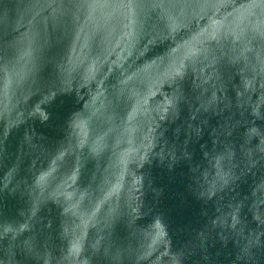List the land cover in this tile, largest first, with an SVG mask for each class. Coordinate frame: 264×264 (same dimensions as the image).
Segmentation results:
<instances>
[{
    "label": "water",
    "instance_id": "obj_1",
    "mask_svg": "<svg viewBox=\"0 0 264 264\" xmlns=\"http://www.w3.org/2000/svg\"><path fill=\"white\" fill-rule=\"evenodd\" d=\"M0 264H264V0H0Z\"/></svg>",
    "mask_w": 264,
    "mask_h": 264
}]
</instances>
